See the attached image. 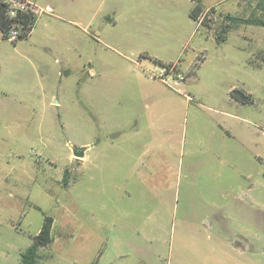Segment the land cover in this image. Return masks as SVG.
I'll return each instance as SVG.
<instances>
[{"label":"rangeland","instance_id":"1","mask_svg":"<svg viewBox=\"0 0 264 264\" xmlns=\"http://www.w3.org/2000/svg\"><path fill=\"white\" fill-rule=\"evenodd\" d=\"M198 1L35 0L53 17L0 36V264L45 215L37 264H264V26L216 41L264 0Z\"/></svg>","mask_w":264,"mask_h":264},{"label":"trees","instance_id":"2","mask_svg":"<svg viewBox=\"0 0 264 264\" xmlns=\"http://www.w3.org/2000/svg\"><path fill=\"white\" fill-rule=\"evenodd\" d=\"M194 3L193 9L190 12V15L193 19L198 20L200 15L202 14V5L198 0H191ZM10 24V20L7 19L3 12V3L0 0V32L2 39H7L5 36V32ZM238 24L244 25H260L264 26V19L259 17H241L226 14L223 17V23L220 26V32L216 34L217 42H224L226 40V32ZM202 25L209 27L205 23ZM30 32H23L18 40L26 39L29 36ZM16 42V41H15ZM262 62H264V56L262 58ZM194 65H198L194 63ZM53 218L49 215H45L43 218L42 225L37 232V234L33 237L31 243L21 252L20 254V264H37L39 258V249L45 246H48L52 242V227H53Z\"/></svg>","mask_w":264,"mask_h":264},{"label":"built area","instance_id":"3","mask_svg":"<svg viewBox=\"0 0 264 264\" xmlns=\"http://www.w3.org/2000/svg\"><path fill=\"white\" fill-rule=\"evenodd\" d=\"M1 1L3 3L4 15L10 20L5 36L11 42L17 41L23 32H30L39 14L51 13L53 11L49 6H38L35 0Z\"/></svg>","mask_w":264,"mask_h":264},{"label":"crops","instance_id":"4","mask_svg":"<svg viewBox=\"0 0 264 264\" xmlns=\"http://www.w3.org/2000/svg\"><path fill=\"white\" fill-rule=\"evenodd\" d=\"M46 6H49V7H51L52 8V12L51 13H44V14H47V17H53L52 15H54V11H55V7L53 6V5H50V4H46ZM47 26H49V23H48V21H47ZM36 26H37V20H36V23H35V25H34V27L32 28V30L30 31V34H29V36L28 37H30L33 33L35 34L36 32ZM0 36H1V32H0ZM27 37V38H28ZM203 62V61H202ZM178 70V69H177ZM179 72H181L180 70H178ZM182 80V79H181ZM181 80H178V79H176V78H173L172 79V83H166L167 85H168V87H170V89L171 88H173V86H176V84H179L180 83V81ZM161 81H166V80H164L163 78L161 79ZM165 83V82H164ZM174 89V88H173ZM138 96V95H137ZM136 96V97H137ZM135 97V98H136ZM140 97H138V99H139ZM137 99V101H139ZM136 101H134L132 104H134ZM90 148H91V146H89ZM83 150H84V153H85V148H83ZM126 150H128V149H125V148H123L122 149V151H126ZM130 154H131V156H132V158H130V159H128V158H126V156H124V157H122L121 159H118L115 163L116 164H118V165H121L123 168H125V169H128V168H130V171L131 170H137V169H139L140 167H142V166H144V164H145V160H144V155L143 154H140L139 153V151L138 150H134V149H131L130 150ZM80 159L78 160V164H79V166H78V176L80 175L81 176V165H82V163L86 160V157H84V155L82 156V157H79ZM102 164H103V166H107L108 165V162H106V161H104V162H102ZM160 172L157 170V171H155V170H153V178L156 176V175H158L157 176V179L158 180H160V178H161V176H160V174H159ZM143 175V174H142ZM80 176H79V178H80ZM74 183H75V180H74ZM254 200V199H253ZM241 238H243L244 239V241H246V236H244V237H241ZM139 254H140V252H139ZM125 256L126 255H122V254H120V253H118V254H116V255H114V257H111V261H110V264H112L113 262H115L116 260H119V259H121L122 261H125V259L126 260H130V262L132 263V264H142V259L140 260V259H136V260H134V259H132V258H125ZM131 257V256H130ZM128 263H129V261H128ZM122 264H124V262L122 263Z\"/></svg>","mask_w":264,"mask_h":264},{"label":"water","instance_id":"5","mask_svg":"<svg viewBox=\"0 0 264 264\" xmlns=\"http://www.w3.org/2000/svg\"><path fill=\"white\" fill-rule=\"evenodd\" d=\"M73 155L76 157H82L84 155V150L83 148L79 147V148H75L73 150Z\"/></svg>","mask_w":264,"mask_h":264}]
</instances>
